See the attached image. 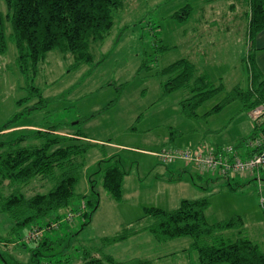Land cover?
<instances>
[{
	"label": "rangeland",
	"instance_id": "obj_1",
	"mask_svg": "<svg viewBox=\"0 0 264 264\" xmlns=\"http://www.w3.org/2000/svg\"><path fill=\"white\" fill-rule=\"evenodd\" d=\"M214 1L216 6L220 5L215 14L207 7L209 0H124L120 8L113 10V25L103 39L88 45L92 61L75 63L71 53L49 50L38 63L34 76L27 70L20 71L16 46L10 39L7 6L0 0L6 39L5 51L0 53V127L16 115L3 131L4 136L27 134L39 128L51 135L53 128L58 134L85 132L92 142L83 156L84 166L70 206L81 204L91 188L97 193L96 206L87 221L74 216L73 211V220L68 218L70 223L51 232L60 237L63 234L62 239L56 238L48 251L40 249L41 253L35 255L37 264H77L83 256L95 252L98 256L113 255L119 261L138 256L151 259L150 264H182L187 260L190 264L189 259L196 258L195 250L188 251L191 236L155 241L150 231L140 229L148 221L147 217H140L145 205L174 209L182 198L200 196L209 200L204 209L208 222L240 215L242 234L258 243L264 252L263 202H260L264 196V170L246 171L228 180L211 172L208 175L190 162L181 169L185 161L179 158L173 163H162L155 154L170 146L194 149L202 143L236 145L248 133L247 110L238 99L210 111L233 86L247 88L249 74L243 62L248 53L243 20L233 21L226 13L227 4L234 0L211 2ZM236 1L237 8L230 14L241 13L244 7L245 0ZM185 3L193 6L186 20L180 22L169 17ZM225 27L229 32L220 29ZM210 30L209 40L213 43L208 46V58L212 63L204 64L207 55L199 49L206 41L198 35L205 33V36ZM199 41L201 44L197 45ZM162 44L170 49H160ZM183 57L195 62L199 72L207 73L212 86L221 82L224 87L197 106L196 116L192 117L180 110L185 88L163 93L164 77L158 74L161 67ZM31 86L38 88V93L31 92ZM244 151L238 153L244 156ZM109 155H114L112 160L118 159L126 172L119 201L103 189L98 173L92 175L95 181L88 179L97 161ZM108 162L111 161L100 166ZM48 182L31 179L22 189L27 195L47 191L51 186ZM67 208H59L57 212L62 214ZM0 223L1 231V227L7 228L3 220ZM135 223L138 230L133 234L112 243L103 242L102 237L112 236ZM223 233L233 237L236 229H225ZM2 242L0 264H28L29 244L21 248L20 242L12 237Z\"/></svg>",
	"mask_w": 264,
	"mask_h": 264
},
{
	"label": "trees",
	"instance_id": "obj_2",
	"mask_svg": "<svg viewBox=\"0 0 264 264\" xmlns=\"http://www.w3.org/2000/svg\"><path fill=\"white\" fill-rule=\"evenodd\" d=\"M3 1L7 6L6 16L11 27L10 39H13L16 46L17 61L21 64L20 71L25 73L27 70L35 76L38 63L49 50L59 49L63 53H71L75 63L92 61L88 45L92 41L103 39L113 25V10L120 8L124 0ZM247 6L249 52L243 61L246 62L249 73L248 87L245 89L238 85L233 86L210 108L211 112L233 99H238L247 111L258 103L264 104V76L255 67L251 43L253 36L264 28V0H247ZM192 11L193 6L185 3L181 8L170 13L169 17L181 22L186 20ZM4 36L5 28L0 13V53L5 51ZM160 49L168 50L170 46L162 44ZM158 74L164 77L161 82L163 93L185 88L186 95L180 101V110L186 116H196V107L224 88L221 82L217 87L212 86L209 75L198 72L187 57L173 60L161 67ZM31 89V92L38 93V88L35 86H31ZM14 117L16 115H13V119ZM13 119L0 127V136L3 135L0 137V219L7 227H1L3 231L0 230V242L10 241L12 237L20 242L18 246L21 248L29 244L28 264H37L35 255L41 253L39 250L48 251L57 241L56 238L62 239L63 234L60 237L51 232L59 228V225L71 222L68 217L66 218L68 212L73 215L75 212L74 216L77 215L76 217L87 221L91 210L96 206L98 197L92 188L89 194L84 195L81 204H77L76 207L70 206L75 195L76 181L81 167L84 166L83 156L91 142L79 130L68 135L58 134L52 131L53 128H50L51 135L39 128L27 134L4 136L3 131L10 126ZM263 128L264 119L253 118L250 134L240 138L236 143L239 147L245 145V155L241 156L235 151L238 148L235 144L231 146L232 152L243 158L254 154L260 149V145L254 140L263 134ZM28 138L34 139V142ZM113 156L105 158L107 160L104 158L98 160L96 168L88 174V179L90 182L95 181L92 175L98 173L103 189L113 199L119 201L122 196V179L126 172L118 159L112 160ZM108 160L111 162L103 167L100 166L102 162L107 163ZM256 170L258 172L264 170V165ZM36 178L49 181L50 188L47 191H36L27 195L22 187ZM227 179L229 180L230 177ZM208 204L207 197L200 196L182 198L178 207L174 209L145 205L140 218L147 217L148 221L142 223L140 229L150 231L156 241H166L181 235L191 236L188 251L195 250L199 264H264V252L259 248L258 243L241 232L243 225L241 216L235 215L210 223L206 220L204 211ZM261 205L264 215V202ZM62 207L68 208L61 214L57 210ZM56 220L63 222L56 223ZM225 229H236L235 236L224 234ZM137 230L136 223L134 226H124L112 236L102 237V240L104 243H112L122 240ZM94 254H86L77 264L151 263V259L138 256L119 261L110 254L100 256L96 252ZM1 255H3L2 251Z\"/></svg>",
	"mask_w": 264,
	"mask_h": 264
},
{
	"label": "built area",
	"instance_id": "obj_3",
	"mask_svg": "<svg viewBox=\"0 0 264 264\" xmlns=\"http://www.w3.org/2000/svg\"><path fill=\"white\" fill-rule=\"evenodd\" d=\"M249 114L252 119H264V104L253 106ZM254 141L257 145H260V149L244 158L235 155L232 152L233 147L227 145L221 147L199 145L194 149L165 148L164 150L156 151L155 154L163 163L173 162L179 158L187 163H193L203 170H218L221 175L232 177L234 175H243L246 171L253 172L264 165V131ZM72 215L73 213L68 212L66 217L70 218Z\"/></svg>",
	"mask_w": 264,
	"mask_h": 264
},
{
	"label": "crops",
	"instance_id": "obj_4",
	"mask_svg": "<svg viewBox=\"0 0 264 264\" xmlns=\"http://www.w3.org/2000/svg\"><path fill=\"white\" fill-rule=\"evenodd\" d=\"M212 0H209V2H208V4H207V7H209V11L211 12V13H216L215 11H216V8H217V6H220V5H215V1L214 2H211ZM236 0H234V2L233 3H228L227 4V16L229 17V18H231L233 21H238V20H243V23H244V28L246 29V31H245V33L247 34V24H248V17H246V15H247V11H248V6H247V0H245L244 1V7L242 6V8L240 9L241 10V13H234V14H230L229 12L230 11H235V9L237 8V5H236ZM200 8L201 9H203L202 8V6H200ZM202 16H205V14H204V12L202 13ZM224 15H220V17L222 18ZM245 19V20H244ZM221 30H225L226 32L228 31L229 32V29L228 28H224V29H222V28H220ZM212 30H210L209 31V33H207L205 36H204V34H201V35H198L199 37H203V38H201L203 41H206V43H205V45L204 46H202L199 50L201 51V49H203V51H204V53H206V55H207V57H206V59L204 60L203 59V63L204 64H207V63H212V59L211 60H209V58H208V55H209V49H208V46L211 44V43H213V41H210L209 39H211V37H212V35H210V32H211ZM260 33V34H259ZM195 35V34H194ZM194 35L192 36V38L194 37ZM198 37V38H199ZM246 40V39H245ZM194 41V43H196L195 42V39L193 40ZM251 43H252V46H253V49H252V51H253V53H254V62H255V67L257 68V71L259 72V73H261V75L262 76H264V29H262V31H260V32H258L256 35H254L253 36V38H252V40H251ZM201 44V42L199 41L198 43H197V45H200ZM247 47L249 48V42L247 41ZM248 48H247V51H248ZM249 52V51H248ZM201 54V53H200ZM248 54V53H247ZM204 55V54H203ZM201 56H202V54H201ZM243 60V59H242ZM244 62V61H243ZM195 67H196V70L199 72L200 71V68H199V66L197 67V64H195V62H193L192 63ZM208 65H210V64H208ZM207 66V65H206ZM205 66V67H206ZM212 66V65H211ZM207 69H208V66H207ZM205 71H206V68H205ZM246 89V88H245ZM246 116H248L247 117V119H248V121H247V130H248V133L246 134V135H243L241 138H243V137H246V136H248L249 134H250V132L252 131L251 130V128H252V125H253V119L251 118V116H250V114H249V110L247 111V113H246ZM84 134L86 135L85 136V138L88 140V135L84 132ZM91 140H92V138H91ZM89 142H91L90 140H88ZM92 143V142H91ZM233 144V143H232ZM231 143H226V142H221V143H219V142H214V143H210V144H206V143H202L201 144V146H206V147H208L209 145H211V146H216V147H221V146H225V145H227V146H233ZM199 146V145H198ZM176 147H178V146H170V147H166V148H176ZM165 149V148H164ZM164 149H162V150H164ZM244 150H246V147H245V145L243 144V145H241L240 146V148L239 149H235V151H244ZM110 156V155H109ZM100 160V159H99ZM184 165H185V167H181V169H185L187 166H188V163L187 162H184ZM197 170V169H196ZM198 171V170H197ZM199 172V171H198ZM203 172H205L206 174H210L209 172H211L213 175H216L217 177H222V176H224V175H221L220 173H219V171L218 170H212V169H210V170H204ZM219 175V176H218ZM235 176H237V175H235ZM238 176H241V175H238ZM227 177V176H226ZM261 201H264V196L262 197L261 196V199H260V202ZM155 241H156V239H155ZM187 262H188V260L187 261H185V262H183L182 264H187ZM191 262H193L192 264H196L197 263V257L195 258V257H193L192 259H189V263L191 264Z\"/></svg>",
	"mask_w": 264,
	"mask_h": 264
}]
</instances>
